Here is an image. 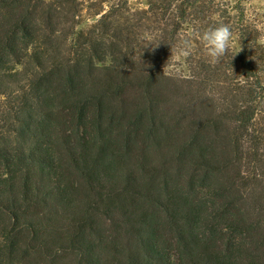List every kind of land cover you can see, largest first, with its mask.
<instances>
[{"label": "trees", "instance_id": "obj_1", "mask_svg": "<svg viewBox=\"0 0 264 264\" xmlns=\"http://www.w3.org/2000/svg\"><path fill=\"white\" fill-rule=\"evenodd\" d=\"M129 1L0 0V264H264L261 32ZM218 23L237 47L213 64Z\"/></svg>", "mask_w": 264, "mask_h": 264}, {"label": "rangeland", "instance_id": "obj_2", "mask_svg": "<svg viewBox=\"0 0 264 264\" xmlns=\"http://www.w3.org/2000/svg\"><path fill=\"white\" fill-rule=\"evenodd\" d=\"M97 5L95 11H107L112 4H117L120 0H93ZM148 0H130L129 8L133 11L146 10ZM218 4L226 3L229 7L239 6L240 9L244 10L246 20L248 24L254 25L261 32V39L259 44L264 49V0H214ZM236 12H232L234 15ZM93 12H89L87 8L83 11V23L80 29H86L99 18H92ZM232 48L237 47L236 40H231L230 45ZM185 72V68H182Z\"/></svg>", "mask_w": 264, "mask_h": 264}, {"label": "clouds", "instance_id": "obj_3", "mask_svg": "<svg viewBox=\"0 0 264 264\" xmlns=\"http://www.w3.org/2000/svg\"><path fill=\"white\" fill-rule=\"evenodd\" d=\"M195 36L198 38L203 52L213 64L218 63L227 55L232 32L228 25L218 23L197 31ZM191 40L184 38L171 48V55L175 57H187L191 53Z\"/></svg>", "mask_w": 264, "mask_h": 264}]
</instances>
